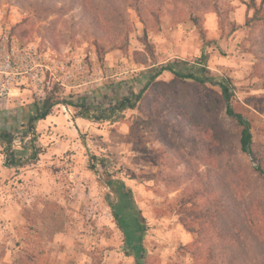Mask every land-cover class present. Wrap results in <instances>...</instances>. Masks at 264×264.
<instances>
[{
	"label": "rangeland",
	"instance_id": "374dc122",
	"mask_svg": "<svg viewBox=\"0 0 264 264\" xmlns=\"http://www.w3.org/2000/svg\"><path fill=\"white\" fill-rule=\"evenodd\" d=\"M113 2L100 10L107 26L99 30L81 6L56 13L35 0H0V31L19 49L49 57L52 74L49 85L19 86L0 102V133L15 137V154L28 155L26 123L46 97L105 107L167 63L197 71L203 41L206 75L227 80L232 107L252 129L253 153L233 144L238 129L219 87L170 73L117 122L75 118L58 105L36 126L43 147L36 161L7 168L0 145V264H135L108 204L107 176L87 168V147L132 191L145 226L144 264H262L249 237H223L214 217L228 184L254 213L264 247V181L254 172L264 168V61L254 41L264 0ZM255 14L256 26L248 25ZM198 139L213 145L208 153L195 149Z\"/></svg>",
	"mask_w": 264,
	"mask_h": 264
},
{
	"label": "trees",
	"instance_id": "16d2710c",
	"mask_svg": "<svg viewBox=\"0 0 264 264\" xmlns=\"http://www.w3.org/2000/svg\"><path fill=\"white\" fill-rule=\"evenodd\" d=\"M35 1L44 5L46 10H53V12L56 13H63L66 10H72L77 6H81L82 17L85 19L90 17L91 22H93L94 26L99 30H104L107 26L102 19L100 10L105 9L106 6L111 8H114L115 6L113 0ZM134 1L136 5L138 2H140V0ZM255 17L256 14L252 19L249 20L248 25L253 24V26H256L255 21L257 20ZM259 21H263L264 25L263 17L259 19ZM260 35L262 36L259 39L258 36L253 35L256 45L255 52L257 56L262 58L264 61V29ZM208 44V42L203 41L201 55L199 57L200 62L197 71L183 73L177 68V63H167L158 69H153V74L144 83L143 87L135 94L130 96H122L121 98L114 100V102L110 101L105 107H102L98 104L74 103L72 101L55 98L52 95L46 97L44 100H42L40 105H36L34 113L29 116L26 123V131L31 136V139L28 141V143L24 145V148L28 150V155L26 157H19L15 154L13 149L15 137L12 134L8 132L0 133V145L3 148L2 154L4 156L3 165L7 168L22 167L23 165L38 159L39 155L43 153V147L37 142L36 126L40 121L45 120L51 114L54 107L58 105L72 107L75 111V118H81L89 122H117L125 118L127 111L137 108V106L141 103L148 86L163 73H170L179 79L193 81L197 84L209 83L219 87L225 102V114L234 122L235 127L238 129V136H236L233 144L237 145L239 151L242 154H252V129L250 127L249 121L240 113H237L232 107V92L230 87L227 85V80L206 75L207 69L204 64L206 60V54L204 53V49ZM210 129L215 130L217 128L212 126ZM186 130L192 132V124L188 125ZM220 138L222 139L221 135ZM210 140L212 144L215 145L213 138H210ZM192 142L196 150H203L205 153H208L213 147L212 144L205 142L202 139H198L197 141L193 140ZM83 143L86 144L84 140ZM86 152L88 155V170L95 172L99 166L102 169L101 175L107 176L106 184L109 187L110 192L114 195V198H111L110 195L107 194L109 200L108 204L112 211L116 225L122 234L125 254L132 255L135 264H144L143 260L146 256V250L142 245V241L145 235V226L138 217V210L134 204L131 189L127 187L120 179H115L108 173L111 162L109 159L94 155L89 151L88 147ZM229 168L231 169V175L235 177L238 176L239 169L237 167L234 165H228V170ZM254 172L260 177L262 181H264V168H262V166H257L254 169ZM221 197H224L225 200L224 209L220 215L214 217L219 233L225 238L236 240L241 237V235L249 237L251 243L255 244L257 256L260 258L262 264H264L263 241L259 238L258 234L261 229L258 228L254 213L248 209V204L243 199H239V197L236 196L228 184Z\"/></svg>",
	"mask_w": 264,
	"mask_h": 264
},
{
	"label": "built area",
	"instance_id": "2783aa9c",
	"mask_svg": "<svg viewBox=\"0 0 264 264\" xmlns=\"http://www.w3.org/2000/svg\"><path fill=\"white\" fill-rule=\"evenodd\" d=\"M48 60L49 57H41L34 47L19 49L8 34L0 31V102L19 86L49 85L52 74ZM59 70L62 72L64 68L61 66ZM63 76L66 80L72 78L65 71Z\"/></svg>",
	"mask_w": 264,
	"mask_h": 264
}]
</instances>
